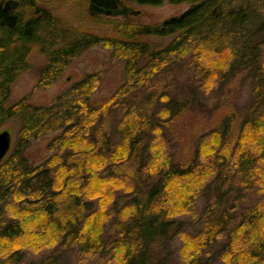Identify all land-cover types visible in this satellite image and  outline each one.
I'll return each mask as SVG.
<instances>
[{"label": "trees", "instance_id": "1", "mask_svg": "<svg viewBox=\"0 0 264 264\" xmlns=\"http://www.w3.org/2000/svg\"><path fill=\"white\" fill-rule=\"evenodd\" d=\"M6 1L0 126L20 129L0 164V264H264V0H168L190 6L144 23L77 0L92 28L48 0ZM93 45L123 62L112 92L97 97L90 72L50 105L8 103L34 48L47 88ZM56 131L38 163L31 140Z\"/></svg>", "mask_w": 264, "mask_h": 264}, {"label": "rangeland", "instance_id": "2", "mask_svg": "<svg viewBox=\"0 0 264 264\" xmlns=\"http://www.w3.org/2000/svg\"><path fill=\"white\" fill-rule=\"evenodd\" d=\"M55 13L67 21H70L75 27L92 28L93 26L88 18H80V12L78 13L77 0H48ZM81 2V0H79ZM83 3V1H82ZM85 14L86 17L97 13L100 15H111L112 17L121 20H130L133 23L155 22L162 21L166 18L181 14L189 8L190 3H171L168 0H163L161 5L140 4L134 0H118L117 9L111 10L114 12H101L92 7L90 0H85ZM19 6H16V8ZM82 7H84L82 5ZM15 9V8H14ZM100 31H106L105 28L99 26ZM172 36H153L152 40L156 42H168ZM29 62L31 66L23 71L15 80L12 85V91L8 100L9 104L16 103L20 99L26 97L31 103L36 105H50L54 102L56 97L71 86L74 82L82 78L86 73L99 72L102 77L101 85L95 95L97 97L105 96L120 86L123 82V62L115 57L111 56V52L108 48H104L99 45H93L85 49L79 55L74 57L67 67L63 70L58 80L47 88L38 85L40 70L46 63L45 57L34 48L30 53ZM240 95L238 101L240 103L246 102L250 98V85L245 82L241 85ZM215 103V99L210 98L209 105ZM20 129V120L16 117L11 118L0 126V132L8 130L11 135V144L8 152L3 157L0 164L5 161L12 149L14 148L18 132ZM57 133L52 132L43 137H39L31 140L30 150L32 156L39 163L41 159H46L52 151H48L47 142L52 136ZM42 161V160H41ZM199 201V204H201ZM180 244L177 240L174 242L173 247ZM33 256V254L29 255ZM68 264H78L75 253L68 258Z\"/></svg>", "mask_w": 264, "mask_h": 264}, {"label": "water", "instance_id": "3", "mask_svg": "<svg viewBox=\"0 0 264 264\" xmlns=\"http://www.w3.org/2000/svg\"><path fill=\"white\" fill-rule=\"evenodd\" d=\"M92 5L98 7H106L110 10H115L118 7V0H90ZM17 0H7L5 3V8L14 9L18 5ZM11 135L8 130H3L0 132V161L6 155L10 148Z\"/></svg>", "mask_w": 264, "mask_h": 264}, {"label": "flooded vegetation", "instance_id": "4", "mask_svg": "<svg viewBox=\"0 0 264 264\" xmlns=\"http://www.w3.org/2000/svg\"><path fill=\"white\" fill-rule=\"evenodd\" d=\"M17 1L19 2V0H17ZM92 7L98 11H101V12H108V13L111 12V10L106 8V7H98V6H94V5H92ZM118 7H120V6H118Z\"/></svg>", "mask_w": 264, "mask_h": 264}]
</instances>
